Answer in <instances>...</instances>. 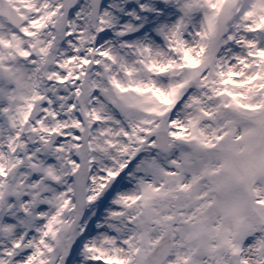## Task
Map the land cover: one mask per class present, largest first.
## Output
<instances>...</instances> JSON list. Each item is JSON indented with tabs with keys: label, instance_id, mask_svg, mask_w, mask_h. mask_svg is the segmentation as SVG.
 I'll return each instance as SVG.
<instances>
[{
	"label": "snow or ice",
	"instance_id": "snow-or-ice-1",
	"mask_svg": "<svg viewBox=\"0 0 264 264\" xmlns=\"http://www.w3.org/2000/svg\"><path fill=\"white\" fill-rule=\"evenodd\" d=\"M0 264H264V0H0Z\"/></svg>",
	"mask_w": 264,
	"mask_h": 264
}]
</instances>
